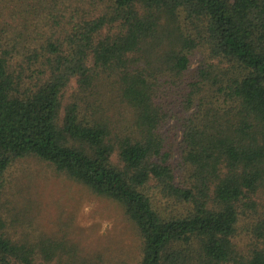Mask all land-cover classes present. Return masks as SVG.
<instances>
[{"label": "trees", "instance_id": "1", "mask_svg": "<svg viewBox=\"0 0 264 264\" xmlns=\"http://www.w3.org/2000/svg\"><path fill=\"white\" fill-rule=\"evenodd\" d=\"M26 159L134 249L16 230ZM0 264H264V0H0Z\"/></svg>", "mask_w": 264, "mask_h": 264}, {"label": "rangeland", "instance_id": "2", "mask_svg": "<svg viewBox=\"0 0 264 264\" xmlns=\"http://www.w3.org/2000/svg\"><path fill=\"white\" fill-rule=\"evenodd\" d=\"M202 57L203 53H196L192 69L199 65ZM173 155L174 159L178 158L177 145L174 146ZM21 163V170L16 172V175L22 174L17 178L18 201L13 202L18 208L15 214L23 220L14 222L16 230L37 235L41 232L51 233L60 221L73 222L75 228L84 233L80 240L84 239L88 244L99 242L104 246L109 243L128 252L134 249V231L117 205L91 195L70 180L56 176L36 160L26 159ZM236 241L241 248L249 239L243 236Z\"/></svg>", "mask_w": 264, "mask_h": 264}]
</instances>
